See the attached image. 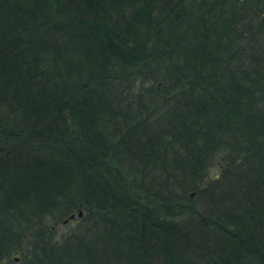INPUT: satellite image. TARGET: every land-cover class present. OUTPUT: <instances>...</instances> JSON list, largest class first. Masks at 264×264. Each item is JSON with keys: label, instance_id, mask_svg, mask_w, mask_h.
<instances>
[{"label": "trees", "instance_id": "trees-1", "mask_svg": "<svg viewBox=\"0 0 264 264\" xmlns=\"http://www.w3.org/2000/svg\"><path fill=\"white\" fill-rule=\"evenodd\" d=\"M0 264H264V0H0Z\"/></svg>", "mask_w": 264, "mask_h": 264}, {"label": "water", "instance_id": "water-1", "mask_svg": "<svg viewBox=\"0 0 264 264\" xmlns=\"http://www.w3.org/2000/svg\"><path fill=\"white\" fill-rule=\"evenodd\" d=\"M76 215H77V216H81V215H82V210L79 209V210L77 211V214H75V213H71V214H69V215L63 220V222L68 221L69 219L75 217ZM14 254H16V255H14ZM21 254H22V252L14 251V252H13V258H14V259H18V255H21Z\"/></svg>", "mask_w": 264, "mask_h": 264}, {"label": "rangeland", "instance_id": "rangeland-1", "mask_svg": "<svg viewBox=\"0 0 264 264\" xmlns=\"http://www.w3.org/2000/svg\"><path fill=\"white\" fill-rule=\"evenodd\" d=\"M217 163L215 162V164H212V169H216L217 168ZM190 195L192 196V195H194V191H190ZM23 253V252H22ZM14 255H16V254H14ZM22 255V254H21ZM21 255H18V259H19V256H21ZM18 259H15L16 261L18 260Z\"/></svg>", "mask_w": 264, "mask_h": 264}]
</instances>
